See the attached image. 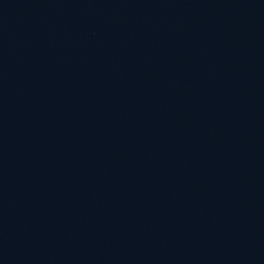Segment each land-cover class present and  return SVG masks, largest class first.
Masks as SVG:
<instances>
[{
  "label": "water",
  "instance_id": "1",
  "mask_svg": "<svg viewBox=\"0 0 264 264\" xmlns=\"http://www.w3.org/2000/svg\"><path fill=\"white\" fill-rule=\"evenodd\" d=\"M0 264H264V0H0Z\"/></svg>",
  "mask_w": 264,
  "mask_h": 264
}]
</instances>
